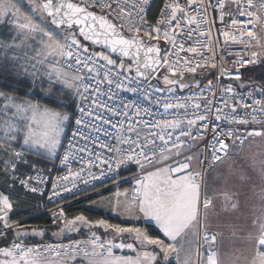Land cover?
Wrapping results in <instances>:
<instances>
[{"label": "snow or ice", "instance_id": "obj_1", "mask_svg": "<svg viewBox=\"0 0 264 264\" xmlns=\"http://www.w3.org/2000/svg\"><path fill=\"white\" fill-rule=\"evenodd\" d=\"M28 3V11L22 12L19 0H0V70L30 81L46 97L57 92L60 96L53 108L0 92V175L11 185L18 182L28 192L43 195L40 185L48 178L32 157L56 158L66 126L78 114L60 159L67 174L51 182L49 199L71 192L78 180L89 183L82 178L84 167H71L80 153H87L88 167L97 166L98 160L110 172L133 163L138 166L133 187L114 193L112 211L122 209L132 220L154 222L163 238L146 227L92 221L82 214L68 218L60 210L52 223L62 227L53 237L78 233L82 226L90 234L67 243H43L45 230L33 229L31 236L41 237V242L28 244L29 232L10 219L13 201L0 193V238L5 240L0 264H172L173 256L176 264H264V152L245 158L243 164H228L211 183L203 167L205 162L209 169L226 164L230 147L237 143L264 141V84L238 94L231 84L217 89L208 79L202 87L196 78L198 69L217 68L210 10L219 13L221 23L228 15L230 26H239L237 32L222 33L225 43L230 39L243 46L233 61L236 80L241 79L240 67L264 62V37L254 30V22L264 23V0H165L154 24L147 18L150 0ZM230 4L234 12L226 11ZM195 33L199 38L186 48L183 41ZM161 40L172 51L162 52ZM220 60L217 82L233 76L223 67V55ZM162 67L163 88L151 84ZM185 89L191 94L177 95ZM120 92L136 94V99L117 103ZM72 105L76 111L71 115L58 110ZM209 133L211 140L201 151L199 144ZM80 140L91 141L107 157L87 144L80 147ZM88 175L100 178L90 171ZM213 217L230 233V242L245 245L242 256L221 259L217 240L223 233L209 231ZM97 228L115 235L105 239ZM189 237L198 245L194 252ZM201 242L207 247H200ZM124 250L135 255L117 254Z\"/></svg>", "mask_w": 264, "mask_h": 264}, {"label": "built area", "instance_id": "obj_2", "mask_svg": "<svg viewBox=\"0 0 264 264\" xmlns=\"http://www.w3.org/2000/svg\"><path fill=\"white\" fill-rule=\"evenodd\" d=\"M153 1L154 0H150V7H151V4L153 3ZM180 2L183 4L185 2V0H180ZM213 2H215V0H213ZM164 4H165V0L162 1V4L160 6V9L157 13V16H156L154 22H150V23L154 24L156 19L160 18L161 12L164 8ZM150 7H149V9H150ZM229 10L234 12V6L230 4L228 9H226V11H229ZM148 12H149V10H148ZM147 15H148V13H147ZM235 18L244 19V20L247 19V18H239V17H235ZM209 19L213 21V23L211 25V39L214 42V51L217 54V56H216L217 68H215V69H212V68L198 69V73H197L196 78L202 79V83H201L202 87L204 86L203 85L204 83H205V85L207 84L208 79L213 80V84L217 89H219V87L221 85H224V86H226L228 84L232 85V82L240 81L242 79L243 72H245L246 70H250L253 68H257V67H264V62L258 63L256 65L248 64V65H245L244 67H240L239 68V74L241 76V79L236 80L234 78L235 73H236V68L234 67L233 61L235 59H237V57L235 56V53L236 52H242L243 46L240 44L233 43L230 39H228V42L225 43L226 37L222 33H223V31H228L230 33L237 32L239 30V26H237L236 28L231 27L230 26V19L231 18L228 15L224 16L223 23H221V21L219 19V13L216 11H212V10L209 11ZM191 27L194 28L195 25H193ZM208 27H209L208 25H202L201 26V28H204V29H207ZM248 27L252 28L253 25L250 24V25H248ZM254 30L261 37H264V23H255L254 22ZM197 38H199L198 33H195L193 35L192 39H190V40L185 39L183 41L185 43V47L187 48V47L192 46L195 43ZM160 44H161L162 52L164 51L165 48H167L169 51H172L171 46L166 45L163 40L160 41ZM229 52L233 53V55H229L228 54ZM184 55H185V53H180L181 57H183ZM188 55H192V54H188ZM221 55H223V57H224L223 67H225L226 69L231 71L233 73V76L232 77L226 76V77L222 78L219 82H217L216 77L219 75V69H220V65H221V60H220ZM160 71H162L165 74V68H163V67L159 68L158 72H160ZM201 73H202V75H201ZM186 77L188 79H191V74L186 73ZM153 80L155 82L156 79H153ZM152 81H151V84L153 85ZM155 86L163 88V86H161L159 84H157ZM233 88H235V87H233ZM250 88L251 87H246V88H242V89H236L235 88V89H236L237 93L240 94V93H246ZM190 94L191 93L188 89H185L183 92H180L179 90L177 91V95H179V96H188ZM217 95H219V92H217ZM119 99L135 100L136 94L129 93V92H120L119 97L117 99V103L119 102ZM75 111H76V108H75L74 112ZM77 115H73V117H72L71 125L68 127L65 140L62 144V148H61L58 156L50 162V166L46 171H42V175L44 177L48 178V183L45 185H40V187L43 189V195L45 197L47 205H49V208L45 212H43V214H46L48 216L49 222L52 226L60 225V224H53L52 223L54 215L58 214V212L60 210H63V212H64V210L69 205H71L75 202L86 199L90 196H93L95 194H98V193H101L104 191L116 190V189L123 187V186L126 189L132 188L133 183H134L132 178L134 176H136L138 173V166L133 164V163H128L126 165H122L119 169H115V170L110 172V171H108V166L100 164V162L98 160H95L94 156L92 157V159L95 160V164L97 166L88 167L86 164V161L88 159L87 153H80L79 156H77V158L72 162L71 167L73 170H78L81 167H84L85 171L82 173V178L87 179L89 181V183L84 184L82 182V180H78L77 181V187L73 188L71 192L61 191V194L59 197H54L50 200L49 197L52 193V183L51 182L53 180H55L57 177L67 174V168L61 166L60 159L62 158L65 150L68 147V141H69V138L71 137L72 132L75 130V127H76L75 126V119L77 118ZM256 127H259V125H256ZM101 138L103 139L102 134H101ZM210 140H211V134L209 133L208 136L206 137V139L203 142H200V144H199V148L201 151H203L204 144L209 143ZM246 142L247 141H245V143ZM85 144H87V147L92 149L94 152L100 151L101 155H104L105 157H107L108 154L106 152H104L102 149L95 147L91 143V141H87V142L82 141V140L79 141L80 147L85 146ZM240 147H242V146H240L237 143L236 145L230 147V152L232 151L233 148L237 149ZM206 155L210 159V152L207 153ZM81 157L83 159H81ZM203 167L206 169V171L209 170V168H207V162H205ZM89 171L92 172L97 177H100V178L97 180H92L91 177L88 175ZM102 171L104 173L103 176H101ZM17 184L19 185L18 182H17ZM68 187L71 188L72 187L71 184H69ZM36 194L41 195L40 193H36ZM201 235H202V233H201ZM69 240L70 239L63 240L62 242L67 243V242H69ZM42 242L43 243H55L54 241H42ZM199 246L202 248L207 247L206 245H203L202 242Z\"/></svg>", "mask_w": 264, "mask_h": 264}, {"label": "trees", "instance_id": "obj_3", "mask_svg": "<svg viewBox=\"0 0 264 264\" xmlns=\"http://www.w3.org/2000/svg\"><path fill=\"white\" fill-rule=\"evenodd\" d=\"M163 0H154L151 4L149 9L147 18L149 22H154L157 13L160 9ZM3 33V29L0 28V34ZM159 74H164L162 71ZM155 82L159 84L156 80ZM244 87H241V85ZM255 84H264V67H257L250 70H246L243 72V77L240 81L232 82V86L236 89H242L246 87H253ZM160 85V84H159ZM0 92L7 93L9 95L16 96L18 99H30L39 102L44 101V92L39 88H33L31 86L30 81L22 82L19 77H16L10 71L0 70ZM59 96H54L53 99H56ZM2 103V102H0ZM75 110V109H74ZM73 110V112H74ZM33 162L37 163V167L42 169V171H46L49 166L50 162L47 158L42 157H32ZM51 161V160H50ZM2 168V165H0ZM27 171V169H24ZM113 190L104 191L93 196H90L86 199L80 200L69 205L65 210V216L68 218H72L76 215H84L89 219H108L112 224H123V225H140L137 222H121L119 219L105 217L102 213L86 209L83 204L89 200L97 198L100 195L108 194ZM0 193L5 195H9L10 199L13 201L14 208L13 211L10 213L11 221H16L20 226L21 229L19 230H27L29 232V236L25 239V243L34 244L37 242H41V237L39 236H31V230H45V235L42 238V241H54V242H62L63 240L67 239H84L85 238V229H80L78 233H65L63 236H52L53 231L58 230V226H52L49 222V218L46 214H43L48 208L44 195H38L36 193H30L26 191L21 186L15 184L11 185L10 181L7 180L3 175H0ZM146 227L151 235H161L155 225L149 224H142ZM17 229L14 228L13 232H10L7 237V242L10 243L11 240L14 238V233ZM98 235H101L105 239L113 238L115 235L108 230L105 232L104 229H99L97 231ZM117 239H119L117 237ZM124 239L128 240L129 236L125 234ZM5 246V240L0 238V247Z\"/></svg>", "mask_w": 264, "mask_h": 264}, {"label": "rangeland", "instance_id": "obj_4", "mask_svg": "<svg viewBox=\"0 0 264 264\" xmlns=\"http://www.w3.org/2000/svg\"><path fill=\"white\" fill-rule=\"evenodd\" d=\"M13 2H16V0H13ZM19 3H20L21 11L22 12H27L28 9H29L28 0H19ZM199 79L202 81L201 78H199ZM156 81L161 86L166 87L163 84L162 74H159V72H158V76H157ZM152 82H153V85H157V83L154 82V80ZM203 85H205V83ZM56 95L57 96H60V92H57ZM55 100L56 99L46 97V98H44V101H45L44 103L43 102H39V103H41V104H47L48 107L55 108V107H57L56 103L54 102ZM74 106L75 105H72L71 106V109H67L66 108V109H58V110L69 111V114L71 115L72 112H73V110L76 108V106L75 107ZM68 127L69 126H66V133H67ZM65 137H66V135H65ZM65 137L62 140V144H63V142L65 140ZM254 140H256V138ZM254 140H252V141H254ZM257 140H258V142L257 141L254 142L255 145L257 143L258 144L256 146L257 149L252 151L253 155L256 154V153H258V152H264V141L260 140V138H258ZM242 148L243 147L237 148L233 152V154L230 155V157H236V158H231V159H229L228 162H230V163L231 162L232 163L233 162H236L237 165L241 164L242 161H240V160H242L241 158H244V154L242 155V153H241V154L238 155V153L241 152V149ZM248 156H250V155H248ZM42 158H44V157H42ZM47 159H50V158H47ZM218 165H220V164H218ZM211 170H209L207 173H210ZM214 175H216V174H214V173L208 174L209 183H211L212 178H213ZM124 189H126V188L123 186V187H120V188H118L116 190L111 191L108 194L100 195L97 198H94L92 200H89V201L85 202L83 204V206L86 209H90V210H94V211L100 212L105 217H111V218L119 219L122 223L123 222H134V223L137 222V223H140L141 224V226L140 225H131V226L145 228L144 225H142V224H149L150 223L151 225H154V222L145 221L143 219H141L139 221L132 220V219H130L128 217V215L126 213H124L122 211V209H118L115 212L112 211V207H113V203H114V201L112 200V198L114 196V193L116 191H118V190L119 191H123ZM121 199H123V198H121ZM99 219L100 218H97V219H94V220L93 219H89V220L95 221V220H99ZM104 220H107L109 222L108 219H104ZM214 220H215V222L214 223H211L210 228H209V231H212V232H222L223 233V235L221 237H218L220 244L217 245L219 247V253H220L221 259L222 260H226L229 256H231L232 258H235L237 256H242V254L244 253L245 245L242 242H239V241L230 242V233H228V231L226 229H222L221 227L216 226L217 221H216L215 218H214ZM110 224H112V223H110ZM119 225H121L122 227H129L130 226V225H123V224H119ZM60 227H62V225H59L58 226V229ZM81 229H85L86 230V232H85V234H86L85 235V238H86L90 234L89 233V230L87 228L83 227V226L81 227ZM99 229H101V228H97V229H94V230L97 232V231H99ZM189 239H190V237H189ZM129 240H131V237H129ZM117 253H121V252L118 251ZM134 255H135V253H134Z\"/></svg>", "mask_w": 264, "mask_h": 264}, {"label": "crops", "instance_id": "obj_5", "mask_svg": "<svg viewBox=\"0 0 264 264\" xmlns=\"http://www.w3.org/2000/svg\"><path fill=\"white\" fill-rule=\"evenodd\" d=\"M57 94V93H56ZM44 97H46L45 96V93H44ZM49 98H53V97H49ZM34 102H39V101H35L34 100ZM75 107V106H74ZM73 113V112H72ZM258 138H256V140H254V141H248V142H246L245 143V145L243 146V148L241 149V152H239L238 153V155L239 154H241L242 153V155L244 154V158H241L242 160H240V161H242V163L241 164H243L244 163V161H245V158H247V157H251L252 155H253V153H252V151L253 150H256L257 149V144L255 145L254 144V142L255 141H257L258 142V140H257ZM63 140V139H62ZM60 150V149H59ZM59 150H58V152H59ZM236 149H233L231 152H230V155L231 154H233V152L235 151ZM241 155V156H242ZM246 155V156H245ZM248 155H250V156H248ZM231 158H236V157H230V159ZM228 164H232V162L230 163V162H227L226 164H220V165H218L217 167H215V168H211L210 170H211V172L210 173H214V174H216V173H218V172H223V171H225L226 170V168H227V165ZM209 171V170H208ZM207 171V172H208ZM210 173H208V174H210ZM215 222V220H214V217L212 218V222L211 223H214ZM216 226H218V224H216ZM229 233V232H228ZM190 239H192L193 240V244H192V249H193V252H194V250H195V248H196V242H195V238L194 237H190ZM220 244V242H219V238H218V240H217V245H219ZM188 246L186 245V248H187ZM217 248H218V250H219V247L217 246ZM117 254H123V255H134V253L133 252H131V251H127V252H124V253H117ZM181 259H183L184 258V252H181ZM193 258L195 259V256H193ZM170 260H171V262H172V264H176V260H175V256H173V257H170Z\"/></svg>", "mask_w": 264, "mask_h": 264}, {"label": "water", "instance_id": "obj_6", "mask_svg": "<svg viewBox=\"0 0 264 264\" xmlns=\"http://www.w3.org/2000/svg\"><path fill=\"white\" fill-rule=\"evenodd\" d=\"M151 43H156V41H153V42H151ZM159 43H160V42H159ZM160 47H161V44H160ZM99 50H100V49H99ZM113 58H114V59L117 58L115 54H113ZM158 71H159V69H158Z\"/></svg>", "mask_w": 264, "mask_h": 264}]
</instances>
